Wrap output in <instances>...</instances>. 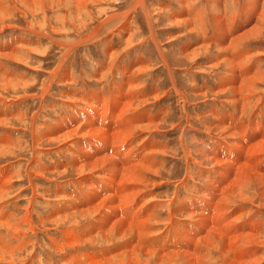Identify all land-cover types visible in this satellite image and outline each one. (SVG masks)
<instances>
[{"label": "bare ground", "instance_id": "obj_1", "mask_svg": "<svg viewBox=\"0 0 264 264\" xmlns=\"http://www.w3.org/2000/svg\"><path fill=\"white\" fill-rule=\"evenodd\" d=\"M176 2H177L178 9H175L176 11L175 14H172L171 9L169 8L171 6H168L167 8V10H170L168 12L170 13L169 21L171 25L173 26L185 25L186 26L185 30H188L190 34L200 33L204 35L205 37V38H200L199 42L195 40L187 39L191 41V43L185 42L183 46L181 47L182 57L186 58L189 55L192 59H196L197 57L200 56V52L203 49L211 48L213 47V45L216 46V49L218 50H217L216 55L212 57L213 60L210 66L219 67L222 64H224L225 69L223 71L224 74L221 77V87L216 88L214 90V95L229 94L227 97V100L229 102H226V103L232 105V108H234L235 112H237L236 114L240 122L239 126L241 127V135L248 137L249 138L248 140L250 141L253 138H257V139L253 141L254 143L252 142L251 146H248V148H246V145H244L245 146L244 147L242 144L240 131L237 133L236 131L237 129L232 128L233 126L231 127V125L228 126L227 124H220L219 122L215 123L214 128H216V133L218 134L224 133L228 138H233L234 143L232 144L234 148L237 150L236 158L242 159V156H243L245 158L244 162L238 166V164H233L232 162L228 160H222L221 158H218L216 156L215 157L211 156L210 154H207L208 155L207 157L202 158V161L206 159L209 160L212 165V168L215 169L219 175V177L217 176L219 178L218 187L214 183L210 182L207 178V175H205V178H207L208 180L207 187L209 189L207 191H209L211 195H213L214 197L220 196L219 203L217 202L218 204H214V207H213V204L207 203V205H209L211 209L212 207L215 209L216 217L207 218L208 216L206 217L203 215L194 214L193 213L194 211L190 212L192 210H189V207H188L189 204L188 202H186L188 200H185V199L190 198L188 197L189 194L186 196L188 198H185V199L183 198L185 201L181 200V198L178 197L177 195L173 201L168 202L169 205H172L173 203V207L168 208L169 215H168V219L166 220V222L173 223L175 218H177V215L183 216L184 214H187L188 219H196V222H198V228L195 227L196 228L195 232L197 233V235H195L194 232L189 233L187 229L186 231H184L185 230L184 229L183 231L185 232V234L183 236H185L188 243H190L188 245L189 250L187 248H184L187 250L185 251L178 250L180 251L178 252L175 249L176 251L166 252L159 248L156 249L155 247L153 248V246H151L152 242H150V240L156 237L154 236V234L156 233L154 230L157 231V228L155 227L156 226L155 221L159 220L157 218L156 212L154 211L153 212L150 211L151 213L145 212L144 213L145 215L143 217L144 219H142L140 222H132V224L129 221L127 222L124 219H119V218L117 219V217L110 218V216L105 212L106 209H111L116 212L118 211L119 208H125L128 205H131L136 200V198H138L139 196L149 197V200L145 204L141 205L142 207L147 205L148 202L153 200L152 198L153 196L151 195V193L149 191L147 193L145 192V190H147L148 188V186L145 185L146 184L145 180L148 184L150 182V180L148 179V177L150 178V175H154V176L159 175L160 170L159 168L157 169L158 167L157 163L160 160L158 161L156 156L160 154H165L167 150L165 149L166 146L163 147L164 149L161 148V151H154V148L152 149L150 148V146H148L146 153H144L143 155L142 153L134 154L136 155V156L133 155L134 157L132 156L128 157L126 154L124 155V154L117 153V151L120 150L121 146L123 147L124 144L128 142L131 143V141H133L132 137L135 135L136 131L140 130L142 132L143 131L149 132L152 129L158 130L157 128L160 127L159 125L162 126V121L166 117L164 114H163V117H157V114L154 115V114H151L150 112L145 113V111L143 110L140 112H137L140 108L139 109L135 108V105L138 101H140L139 104H142V103L147 102L149 99V98L140 99L142 97V94H140L141 88L139 89L138 87L139 84H137L138 80L140 79L139 75L140 76L145 75L146 73L150 71V66L148 65V63L147 62L143 63L142 61H141L142 63L141 62L138 63V60L137 62L135 61L132 62L129 67V73L127 75L129 77L126 76L125 78H123L122 85H124V88H121V86L119 85L120 86L119 90L121 94L118 93L117 91L113 92V90H111V87H110V95L104 94L102 96L103 98L102 100H104L106 104L110 103V105L112 106V110L117 113V119H116L117 126L113 129L112 132H110V130L112 129L108 130L110 133L106 132L102 128H96L95 126L94 127L85 126L83 124L77 125V121H76L73 124L71 123V127L67 128V130L65 127L64 128L62 127L63 125L60 126L56 124L52 128L50 127V129H48V131L50 130V133L49 132H44L43 134L39 133L40 135L38 136L37 132H39V129L37 128V125L35 123L36 118L35 120L33 118L35 124L31 125L29 129H33V133H32L33 134L32 142H34L33 147L35 148V150H39V152L42 151V149L38 148L37 146L40 145L43 141L52 142V143L61 142L63 144V146L61 144L62 146L61 148H64L66 144L69 146L73 145L72 138L74 137L76 138L77 135H79L80 137L82 136L96 137L103 143L107 145L109 144L110 147L113 146L112 151L116 152L111 155L109 151L107 150L104 153H101L100 151V152H95V154L92 155V154H89L87 151L82 150L83 152L82 157L85 159V162L83 161L84 163L79 162L77 160L78 158L76 159L75 156H73L70 159L71 164L74 165L75 167L73 172L76 174L77 177L79 178L81 177L79 180L82 181V191L84 190L83 188L85 185H87L89 187V190L91 191L89 200H87L89 201L87 203L88 207L89 206L91 207L87 208L86 207L87 204L84 207H82L83 202L80 205V207L82 208L75 207V206L71 207V204L69 205L68 203L66 204V206L67 208L70 207L73 212L79 213L80 219L84 220L86 218L88 219L91 217L92 220L88 223L86 222V224H83L80 227L79 225H81L83 222V221L80 222L79 221L80 219L76 218L74 222H67L66 224H69V226H67L61 232V236L58 237L60 239L59 241H62V243H57V240L56 242L54 241L55 248L57 247V250H59L61 253L64 254V251L66 248H75L78 246H83V244L85 243L87 244L92 243L93 245H96V243L103 241L102 243H104L107 246V249L103 248L101 252H97V253H92V252L82 253L81 250H78L81 253H78L77 251L75 252L76 256H73V255L71 256V259H74V257L76 258L77 264H149L150 258L155 259L156 260L155 263L157 262L158 264H172V263L174 264H214L216 262L210 261V256L212 257L214 254H218L221 256L223 264H260L262 261H264V253H262V250H261L262 248H260L261 247L260 244H263L262 247L264 248V240H263L264 219H259L255 221V223H257L255 226L251 224L250 222L251 218L245 219V217L253 213H257V214L260 213V211L254 212L252 209L249 208L253 206V202L255 200L261 202V204L264 203V171L262 172L259 171V168L261 167L260 164L264 161V100H260L256 97L257 100L259 101L257 105H260V107L258 108H259V111H261V115L258 116L257 114L259 112L258 110L254 111V108H255L254 106V108L251 109V113H250V114L252 113L253 114L248 116L251 126L249 125L243 126V124H246V122H244V119H243L244 114L250 111L249 106L255 94L260 95V90H258L257 86L264 83V50L260 47L259 49L256 48L255 50H252L250 49V47H247V45L250 42L258 40L257 38L261 37L262 34H264V0H250L252 9H250L249 6L243 5L242 3L240 4L241 1L239 0L238 7L235 8L237 9V11L228 17L226 16L227 15L226 7H227L228 0H210V4L212 6L217 7V13H215L214 16L208 22L206 20L205 13H203L202 11L204 9L197 8V5H195L192 0H176ZM16 3H19L25 11H22V10L18 11V6ZM99 3H103L104 7L112 4L110 3V0H0V33H2V31L4 32V30L6 29H15V28L18 29L16 26H11L8 23H11L13 21L15 22L16 20L14 19V16L17 14H20L22 18L24 17L26 18L30 16L34 19H38V18L42 19L43 21L42 25L40 24L42 21L41 22H34L32 20L28 21V26H29L28 29L32 30L33 33H39V35L42 34L44 36H47L46 33L37 32L33 28H31L32 25L34 26L36 25V23H39V25H41L42 28H44L45 26L50 27L56 32H59V34L61 35L62 33H64L65 25L87 26V25H91V22L94 23L95 22L94 18L96 17V15H94L95 13L94 8L96 7L94 6ZM201 4H203V2H201ZM138 6H140L142 8V11L145 12L144 16L149 25V29H150L149 38L151 39H148V41L151 40L156 45L155 49L159 52L158 53L159 58L157 57L158 60L156 59L155 60L157 62L159 61L160 63H162L161 69L164 70L166 73L168 74L173 73L174 72L173 68L171 67V64L169 63L166 57L167 56L166 50L168 48H166V46L164 48V46L159 43L161 42L160 39L159 40L154 39L155 38L154 29L156 28L155 26L157 24L155 23L156 20H154L153 16L147 10L146 0H135V4L131 7L132 9H135ZM162 6L163 5L161 4V7ZM90 7H92L91 8L92 10L90 9ZM51 10H54L53 15L49 14ZM101 11H104L105 13H107L110 10L105 8L103 10L101 9ZM239 12H241L244 17L242 20L236 19L237 13ZM84 16L86 17L85 18L86 20H84L82 23L80 22L81 24H79V21H81ZM122 16L123 17L125 16V18H127L126 13L122 14ZM115 18L116 16L114 18L108 17L107 23H109L111 20ZM87 19L89 20L88 23L86 22ZM104 24L105 22L98 25L97 27H94L95 30L93 29V32L91 31L92 33H90L85 38H81V40L82 39L89 40V39L97 38L100 31L103 29ZM120 25H121L120 29L124 30V33H126V26H125L126 23H121ZM205 27L209 28L210 31L213 33L214 36L210 38L213 40H209V41L201 40V39L207 38ZM177 38H182V36H178ZM51 40H52V36H51ZM182 40L184 41V39ZM27 41L24 42L22 45H16V48L15 46L11 45L14 49H11L10 51L6 53L5 52L2 53L3 51L0 53V69L2 70V74L0 73L1 74L0 75L1 84L9 83L11 80H13V79H10V76L14 75L13 74L14 72H12L11 70L10 71L6 70L5 68L6 66L4 64L5 62H15V63L21 62L22 63L23 58L19 60V57H20L19 54L21 52L26 51V52L31 53L36 50L34 48L27 47L29 45ZM212 41L216 43H210ZM2 43L3 41L1 42V45ZM57 45L60 48L66 49V52L63 55L66 58L68 57V55L71 54V52L74 49L78 47V45L67 46V44H64V43L62 44L61 42L57 43ZM110 50L111 49L109 47L106 48L105 50V52H107L106 56L109 58H114L115 52H112ZM240 54H244V57L241 59H236L237 56ZM1 59H3V61L5 62L1 63L2 62ZM64 63L65 62L60 61L59 64L54 68L53 72H50V77L48 78L47 83L41 89V94H42L41 98H43V100L46 95H49L51 93L52 83L59 76V74L65 75L66 71H62V68L65 67ZM248 69L251 71V73L246 76L244 73ZM8 73L11 74L9 78L6 76V74ZM137 73H139V75H137ZM134 74H136V76ZM103 79H104L103 76L99 78V80L101 81ZM170 79L172 80L173 87L178 90V85L176 83V77H174L171 74ZM159 93H160L159 89H157L156 92L152 94L155 96L151 98L160 100ZM199 93L205 97L207 96V94H209V90L203 87L201 88V90H199ZM179 95H181L180 97L183 102V105H182L183 111L184 113H186L187 119L190 120L188 118L189 117L188 111L186 110L188 100L183 94H179ZM86 100L87 99H85V101ZM86 103L87 102H85V105ZM95 103L97 102L95 101ZM96 113L94 115L97 117L98 115H96ZM14 114L15 113H12V114L9 113L8 117H5L3 114H1L2 116L5 117V118H0L1 127H2L3 122L5 123L6 121L11 122L14 119H21L22 114L17 115V116H15L16 114L15 115ZM83 115H84V112H83ZM198 116H201V115H198ZM86 118L87 116L85 117V119ZM202 119L203 118L195 117L194 120L201 121ZM97 120H99V118ZM157 121L159 123H157ZM154 123H157V124H154ZM255 124L262 125L263 133L261 135H258L257 130L254 131V134H255L254 136L249 134V130H252V126H254ZM136 125H139V126L136 127ZM187 125L189 126V129H190L191 125L189 122ZM32 126H34V128H32ZM172 126H175V125H172ZM12 127L13 126H11V128ZM176 127L177 126L173 127L172 129H175ZM12 129L9 128V130H12ZM205 129L207 131L205 133L207 134L213 131L211 130L212 128L210 129V127H205ZM30 134L31 133H29V135ZM7 141H8V137L6 135H3V133L0 134V148H7V145H5ZM205 141L207 142V140ZM9 144H12L11 141ZM75 144L79 146L80 145L79 140H77V143ZM96 144L100 145V143H96ZM131 145L133 146V143ZM132 146H130V151H132ZM185 151H186L185 154L188 157L187 160L189 161V163L193 162L197 164H203V163L196 161V158L193 157L191 154L192 151L191 152L189 150H185ZM37 152L35 154L38 156L39 153L37 154ZM33 154H34V151H33ZM35 154L33 158L34 160L31 162L29 161L31 164V168L34 169L33 172H30L29 176L36 175L38 177H43L44 176L43 173L41 172V170L39 171L38 167L36 166L38 165V160ZM122 156H124L123 159H122ZM130 159L133 163H130ZM44 168L46 169L47 166L44 165ZM61 168H64V167H61ZM261 168H264V167H261ZM101 170L108 171L109 175L111 176L110 179H108L107 183L102 184L104 186L106 184V187H108V191L105 190L106 196L100 195L98 190L95 191L96 189V187L94 186L95 182L93 183V186H94L93 188L89 185V183L87 184V179L90 177V175H94V176L99 175L97 171L100 172ZM5 171L6 170L0 169V172H2L0 178L5 177L3 178L4 182L1 179L2 183L0 185V201H2V199L5 198L7 193H10L8 191L10 190V186L12 185L10 181L8 182V180L11 179V177H8V176H11L10 175L11 172H5ZM10 171H11V168H10ZM52 174H56L58 175V177L61 178L62 176L64 177V175L68 174V172L61 171L59 173L53 172ZM188 174H187V179L194 180L193 174H191L190 172H188ZM156 183L157 185H161L158 182ZM148 185H151V184H148ZM184 186H185V183H184ZM127 189H131V191ZM119 191H120V194H118ZM73 195H75V192ZM150 196L152 197L150 198ZM205 200L206 198L204 199V201ZM235 200L237 201V203H234ZM162 203L163 202L159 201L157 202V205H160L161 208H164L165 206L161 205ZM242 204H245L248 206L247 212ZM78 205L79 204L77 203V206ZM157 205H155L154 207H157ZM200 207L203 208L202 206ZM261 207H264V204L261 205ZM25 210L27 212L25 214L24 219L19 218L15 220L14 219L15 214L13 216L11 215L12 219H10L9 217L10 215H8L9 217L8 220L1 219L2 221H0V226H5L4 228L9 229L11 234L8 233L7 235L10 238L14 236L18 238L17 233L22 232L21 227L23 225L27 226L29 230H32V231L36 228L34 225V221L31 219L30 213H29V211L33 210V204L30 203ZM200 210H202V212L205 214L203 209H200ZM211 211L212 210H210V212ZM0 212H2L1 208H0ZM67 215L66 217L70 216L69 214ZM210 215L212 216L211 213ZM228 215H232V219L228 223L225 224L224 219ZM131 217L134 221L138 220L137 217L135 218V214H132ZM56 220H59V219L57 218ZM66 220H67L66 218L64 219V221L62 220L63 223L59 225L65 224ZM71 220L73 221V219ZM95 221L99 222L100 224L99 227L94 225ZM54 222L57 223L56 221H53V223ZM187 222L188 220L184 222L183 224L181 223L182 224L181 226L184 225L185 227ZM237 224H240V225L237 226ZM193 225L195 226V224ZM245 225H246V228L244 229V232L238 233V234L236 233L234 235L232 234L233 231L238 232L240 229H243L242 226H245ZM252 227H255V228H252ZM177 231L178 230L173 231V232H177ZM85 235H87V237H84ZM90 236L95 237V238L93 240H89ZM160 236L162 237L163 235H160ZM160 236H157V237H160ZM171 236H172V232H171ZM2 237H3L2 234H0V256L4 258L5 257L11 258L12 260L14 256L13 254L15 253L17 249L14 247H10L8 244L6 246V243L5 244L3 243L4 240L2 239ZM112 237L115 238V241L112 240ZM184 239L182 238V240ZM186 239H185V243L182 242L181 240V242H179L180 245L181 243H184L186 245L187 243ZM190 245H192L193 248L196 247L195 250H193V248L191 250ZM18 249H20V246ZM84 254H86V257H87L86 262L82 261V256ZM83 258L85 257L83 256ZM64 260L70 261L66 257L64 258Z\"/></svg>", "mask_w": 264, "mask_h": 264}, {"label": "rangeland", "instance_id": "obj_2", "mask_svg": "<svg viewBox=\"0 0 264 264\" xmlns=\"http://www.w3.org/2000/svg\"><path fill=\"white\" fill-rule=\"evenodd\" d=\"M192 1L195 5H197L198 3L201 4V2H203V6L201 8L204 9L202 11L203 13H205L207 22L214 16L215 13H217V7L212 6L211 4H206L207 0H192ZM208 1L210 2V0ZM146 2H147V10L153 16L154 20H156L155 23L157 24L155 26L156 28L154 29L155 31L154 39H158V40L160 39L161 42L159 43L162 44L164 48L165 46L166 48H168L166 50V55H167L166 57L169 63L171 64V67L173 68V71H174L173 73H170V74L166 73L164 70L161 69L162 63H160L159 61L158 62L156 61L159 58L158 57L159 52L155 49L156 45L151 40L148 41V39H151V38H149L150 29H149L148 22L146 21V18L144 16L145 12L142 11V8L140 6L136 7L135 9H132L131 7L135 4V0H110V3L112 4L107 5L106 7H104L103 3H99L94 6L96 7L94 8L95 9L94 15H96V17L94 18V21H95L94 23L91 22V25H87V26L65 25V27L67 28L64 27V33H62L61 35L59 34V32H56L50 27L45 26L44 28H42L41 25L43 21L41 18L34 19L30 16L26 18L25 17L22 18L20 14H17L14 16V19L16 20L15 22L13 21L11 23H8L11 26H16L18 29L16 28L6 29L4 30V32L2 31V33H0V41L1 42L3 41L2 45L0 42V53L2 51H3L2 53L4 52L6 53L10 51L11 49H14L12 46H15L16 48V45H22L27 40H29L27 41L29 43L27 47L36 49L34 52H31V53L26 52V51L21 52L19 54L20 56L19 60L23 58L22 63L21 62L19 63L5 62L3 61V59H1L2 61L1 63L5 62L4 64L6 66L5 67L6 70H9V71L11 70L12 72H14L13 73L14 75H11L9 73L6 74L8 78L11 75L10 79H13L9 83L1 84L0 82V118L8 117L9 113L11 114L15 113L16 114V115L14 114L15 116L22 114V117L21 119H14L11 122H8V121H6L5 123L3 122L2 127L0 125V134L3 133V135H6L8 137V141L5 144L7 145V148H0V169L11 172L10 173L11 176H8V177H11V179H9L8 182L10 181L12 183V185L10 186V190L8 191L10 193H7L5 198L2 199V201H0V206H1L0 208L2 209V212H0L1 214L0 221L8 220L9 217L10 219H12V216L14 214H15V218H14L15 220L19 218L24 219L25 214L27 212L25 209L28 207L30 203H32L33 210L29 211V213H30L31 219L34 221V225L36 228L32 231V230H29L27 226L23 225L21 227L22 232L17 233L18 238L15 236L10 238L7 235L8 233L11 234L9 229L4 228L5 226H0V234H2L3 236L2 239L4 240L3 243L4 244L6 243V246L8 244L10 247H14L17 249L15 253L13 254L14 256L12 260L11 258H7V257L4 258L0 256V264H40V263L41 264H68V263L77 264V260L75 257H74L75 261H67V260H64V258L66 257L67 259H69V256H70V259H71L72 255L76 256L75 252H77L78 250H81L82 253H88V252L97 253V252H101L103 248L107 249V246L104 243H102L103 241L96 243V245H93L92 243L90 244L85 243L83 244V246H78L75 248H66L64 251V254L61 253L59 250H57V247L55 248L54 241L56 242L57 240V243H62V241H59L60 239L58 237H60L61 232L67 226H69V224H66V223L74 222L76 218L80 219L79 213L73 212L70 207L67 208L66 204H67V200H70V202L75 203L73 199L75 200L76 197L73 195V193H74V190H77V191L79 190V185L82 183V181L78 180L79 177H77L73 173V171L68 173L67 175H64V177L62 176L61 178L58 177L56 174H52V173L53 172L59 173L61 171H67L68 169L71 170L73 168L70 166V164H68L65 161L72 158V151L70 150V147H72L73 149L78 148V145H76L75 143H77V140H79L78 138H80V136L77 135L76 138L75 137L72 138L73 145H71L69 148L67 146H65L64 148H61L63 146L61 142L52 143V142L43 141L40 145L37 146L38 148L42 149V151L39 152V150H35V148L33 147V143H34L32 142L33 141L32 139L33 129H29V128L31 127V125H34L36 123L37 128L39 129V132H37V135L39 136L40 134H43L44 132H46L45 130L48 126L56 125L55 121H57L59 117L61 118L62 116H65V115H71V113L76 110L77 108L76 102L79 101L78 98H80V96H78V98L77 97L75 98L74 95H72V91H71L72 89L78 88L77 91L84 93V97L87 94L91 93L93 90H98V88L101 86H105V89H106L105 91L108 90L107 92L108 95H110V87H111V90L115 92L114 87H112V85L117 84L118 82H121V83L123 82L122 76L123 78L126 77L125 69H126V72L129 73L128 71L129 68L127 69L128 63L131 61L134 55L137 54L138 52H143L142 55L146 56V58L148 59L147 63L150 66V71L146 73L145 75H142L143 77H146V78L149 77L148 81L146 82V84L148 85L146 90L149 93V96L147 98L149 99L147 102L142 103V104H139L140 101H138L135 105V108L142 109L141 108L142 106H144L145 108L152 107L151 109L153 110L152 111L153 113L159 111V113H164V115L166 116L162 121V126L159 125L160 127L157 128L163 132L156 134L155 131L157 130H153V129L150 130L149 132L148 131L142 132L139 130V131H136L134 135L135 138H134L133 146L130 145V142H129V146H132V149L137 154H140L139 151L141 150L142 147H144V141L148 139L149 136H151L152 134L153 136L157 137L160 142H164V146H166L165 149H167L165 154H160L158 156L155 155L158 161L160 160L157 163L158 164L157 169L159 168L160 170L159 175H155V176L150 175V178L148 177V179L150 180L148 184H151V185H148L145 180V183H146L145 185L148 186L145 192L147 193L149 191L151 193V195L153 196V197L150 196V198L151 197L153 198L152 201L163 202L161 205L165 206V207L163 206L164 208H161L160 205H157V207H153L151 209L152 212L154 211L157 213V218L159 220L155 221L156 222L155 227L157 228V231L154 230L156 232L154 236L156 237L150 240V242H152L151 246H153V248L154 247L156 249L159 248L166 252L167 251L173 252L176 250L178 251L180 250V246H183V244L185 243V242L181 243L180 245L179 242H181L182 236L179 237L178 235L175 234L176 232H173V231H176V228L174 229L173 224L177 221V222H180V225H182L184 222L188 220V216L187 214H184L183 216L177 215V218H175L173 223L166 222V220L168 219V215H169L168 208L173 207V203L172 205H169L168 202L173 201L178 194L183 199V196H185V193L187 190L183 188H179V186L182 184L184 185V183H185V186H187V182L189 183V185H192L194 182H197L196 184H203L204 179H205L208 185V180L207 178H205V176L204 178L197 177L198 176L197 173L196 174L192 173V168H194V166L196 165H197L196 170L197 168L203 167V166L212 167L209 160L206 159L202 161V158L207 157L208 156L207 154H210L211 156L213 155L210 152H207V151H204L198 148L199 147L198 145H200L201 147L204 146L203 144H200L201 142L199 141V139H202L203 137H205L204 135L200 134L205 131V129H203V123H200V121H198L197 123L191 122L192 127H195V129L194 128L188 129L189 126L187 124L188 122L190 123V121L192 120L191 115L199 113L198 108H200V110L202 108L203 109L205 108L206 101L208 102V105H210L211 103H213V99H215L216 102L224 103V108L226 109L230 108L228 103H226V102H229L227 100V97L229 94L214 95V91H213L212 93L209 92V94H207V96L204 97L201 94H196V91H195V88L197 89L198 85L202 86L203 84H206L207 86L210 87V89L207 88V90L212 91L213 87L215 86L214 76H217L216 74L219 73L221 75L220 76V79H221L222 75L224 74L223 71L225 69L224 68L225 66L224 64H222L219 67H212L210 66L211 63H208L209 59L205 58V57H209V55H206V54H209L210 52L217 53L218 49H215V47L203 49L200 52V56L197 57L196 59H192L189 55L186 58L182 57V52H181L182 49H180L179 47L183 45L182 42L185 43L186 40L189 38L192 40L198 41L200 38L198 37L199 34L197 33L190 34L188 30H185L186 28L185 25H178V26L171 25L169 21L170 13L168 12L170 10H166V9L168 8V6H171L172 8H174L172 6L173 4L176 7L174 9H178L176 0H173V2L172 0H146ZM160 3L164 5L161 7ZM229 3L234 4V2L231 0H228L227 7H226L227 17L230 16L231 14H234L237 11L236 10L235 12L230 13V10L228 7ZM16 4L18 6V11H21V10L25 11L19 3H16ZM237 7H238V4H237ZM91 8L92 7H90V9ZM105 8L109 9L110 11L107 13H105L104 11H101V9L103 10ZM213 9L215 10L213 11ZM53 12L54 10H51L49 14L53 15ZM124 13L127 14V18H125V16L124 17L122 16V14ZM107 16L113 17V18L116 16V18L111 20L109 23H107V19H108ZM85 18L86 17L84 16L82 20L79 21V24H81L84 20H86ZM29 20H32L34 22L42 21L40 23L41 25H39V23H36L37 26L32 25L31 28H33L37 32H44L46 33L47 36H44L42 34L39 35V33H33L32 30H29L28 29ZM88 21L89 20L87 19L86 22L88 23ZM104 22H105L104 27L100 31L97 38L89 39V40L88 39L81 40V38H85L90 33H92L93 29L95 30L94 27H97L98 25ZM121 23H126L125 25L126 33H124V30L120 29ZM205 30H206V35H208L210 33V29L205 27ZM51 36H52L53 42L51 40ZM178 36H182V38H177ZM182 39H184V41ZM257 39L258 40L256 41L250 42L247 45V47H250V49L252 50H255L256 48L259 49L260 47L259 45L264 47V34H262V36ZM59 42H61L62 44L63 43L67 44V46L78 45V47L74 49L71 52V54L68 55V57L66 58L63 56L64 53L66 52V49L60 48L57 45V43ZM111 43L114 49H112ZM108 47L111 49L110 51L115 52L114 58H109L106 56L107 52H105V50ZM103 55H104V59H103ZM243 57H244V54H240L237 56L236 59H241ZM144 58L145 57L139 58L140 61L138 60V63H140L141 61L143 63H146ZM95 60L96 62L98 60H101L99 63H97L98 67L95 66ZM60 61L65 62L64 63L65 67L62 68V71H66L65 75L59 74V76L52 83L51 93L49 95H46L43 100V98H41V95H42L41 89L47 83L48 78L50 77V72H53L54 68L59 64ZM188 70L190 72H186ZM0 73L2 74L1 69H0ZM250 73L251 71L248 69L245 71L244 74L247 76ZM171 74L174 77H176V83L178 85V90L173 87L172 80L170 79ZM134 75L136 76V74ZM137 75H139V73H137ZM101 76L104 77L102 81L99 80ZM142 76L139 75L140 79L138 80L137 84H139L138 85L139 89L141 88L140 89V93L142 94L141 98L146 99V95L144 94L145 93V88H144L145 83H144V79ZM191 78H193L196 82L193 83L192 81H190ZM121 83L119 85L122 88L123 86L121 85ZM157 83H158V88L156 86ZM120 86H118V88H120ZM257 88L258 90H260V95L255 94L249 106L250 111L244 114V118H243L244 122H246V120L249 121L248 116L253 114V113L252 114L250 113H251V109H253L254 106H255L254 111L256 110L259 111L258 107H260V105H257L259 103L257 98L260 100H264V83L257 86ZM157 89H159V92H160L159 93L160 100L151 98L155 96V95H152L153 90L156 92ZM179 94H183L187 98L188 103L192 104L191 106L187 104V108H186L189 114L188 118L190 120L187 119V115L183 111V107H182L183 102L180 97L181 95ZM63 101L65 103L67 102L69 103L73 102V103H71L69 105V108L66 109L67 107L65 104L62 103ZM71 106H73V109L71 108ZM203 112H207V111H203ZM236 113L237 112H235V115L237 116ZM1 114H3L5 117L2 116ZM202 114H200L201 116L197 115L195 117L201 118ZM33 118L34 120L36 118L35 123H34ZM205 118L212 119V117H210L209 115H205ZM112 121L113 123H115L114 118H112ZM44 122L46 124H44ZM157 123L159 122L157 121ZM157 123H154V124H157ZM172 124L177 126L176 127L177 129H175L174 131L173 129L171 130V128L175 127V126H172ZM206 125H207L206 127H210V123H206ZM11 126H13L12 127L13 129L11 128ZM259 126H260L259 124H255L254 126H252V131L254 132L258 129L259 131L261 130V134H262L263 128L261 126H260L261 128H256ZM214 127H215V124H214ZM9 128L12 130H9ZM32 128H34V126H32ZM29 133L31 134L29 135ZM196 133H197V136H195ZM192 134L195 137V139L194 137L191 136ZM212 134L213 135L216 134L217 137H222L220 140L221 142L225 140L231 144L234 143L233 138H228L224 133L223 134L222 133L220 134L212 133ZM225 136H226V139L228 140L226 139L223 140V137ZM190 137H191V140H190ZM206 137H209V136H206ZM256 139L257 138H253L250 141V143L246 146V148H248V146H251L252 142L255 141ZM82 140L88 141V140H91V138L85 137V138H82ZM10 141L12 144H9ZM107 148L108 147H106L104 143H100V145L95 150V152L101 151V153H104L105 151H107ZM150 148L152 149L154 148V151H161V149H157L156 147L150 146ZM184 149L189 150L190 152L192 151L191 154L193 157L196 158V161L203 163V164H197L193 162L189 163V161L187 160L188 157L185 154L186 151ZM33 151H34V154L37 151H38L37 154L39 153L38 156L35 154L38 160V165L36 166L38 167L39 171L41 170V172L43 173L45 177L44 176L38 177L36 175H31L32 177L29 176L30 172L34 171V169L31 168V164H30V162L34 160ZM118 151L117 153L119 154L121 152L124 153V151L121 148ZM74 152H75V149H74ZM123 158L124 156H122V159ZM54 161L57 162V165H54ZM130 163H133V162L130 160ZM44 165L47 166L46 169L44 168ZM61 167H64V168H61ZM10 168H11V171H10ZM97 172L101 176L103 175L107 176V173H104L105 171H102V172L97 171ZM188 172L193 174L194 179H195L194 182H189L191 181V179L187 181L188 179L185 177V174L187 176ZM101 176L98 177V175H95L96 178H102ZM3 178L5 177L0 178V185L2 181L4 182ZM183 181L185 182L183 183ZM156 182L160 183L161 185H157ZM61 186L65 190V194L62 193ZM58 187L60 189H58ZM95 187L101 195L106 196L105 190L108 191V187H106V184L105 186L95 184ZM84 189L85 191L89 192V187L87 185L84 186ZM192 189H188V191H193ZM127 190L131 191V189H127ZM70 192H72V197L70 195ZM104 192H105V195H104ZM194 193L196 192L194 191ZM85 200L87 199H83L82 201L85 202ZM148 200H149V197H142L141 199L142 205L145 204ZM234 203H237V201L235 200ZM263 204L264 203L261 204V202L255 200L253 202V206L249 208L252 209L254 212L260 211V213L258 214L253 213L245 217V219L251 218L253 221L264 219V207H261V205ZM242 205L246 209V212H247L248 206L245 204H242ZM146 207L151 208V205H148ZM6 210L9 212H7ZM105 212L110 216V218L117 217V219L118 218L124 219L127 222L129 221L132 224V222H140L142 219H144L143 218L145 215L144 213L149 212V211L147 210L142 211L139 209L134 210L133 208L131 209L129 208V206H127L125 208H119L118 211L116 212L111 209H106ZM67 214L69 215L71 214V215L69 217H66ZM132 214H135V218L137 217L138 220L134 221L131 217ZM8 215L10 216L8 217ZM57 218L59 220H56ZM65 218L67 219L65 221V224L59 225L63 223ZM71 219H73V221ZM91 220H92L91 217L88 219L86 218L84 220L80 219L79 221L80 222L83 221V222L81 225H79V227L82 226L83 224H86V222L87 223L90 222ZM53 221H56L57 223L55 222L53 223ZM171 232H172V236H171ZM242 232H244V229H240L238 232L233 231L232 234L234 235L236 233L238 234ZM194 233L195 235H197L195 231ZM160 235H163V236L161 237ZM157 236H160V237H157ZM84 237H87V235H85ZM90 237H89V240H93L95 238V237H91L90 239ZM172 237L176 239L174 240ZM158 239L161 240L159 245L157 242ZM112 240L115 241V238L112 237ZM263 240H264V237H263ZM18 241H20L21 243ZM186 242H187L186 245L188 246L189 243L188 241ZM19 246H20V249H18ZM260 246H261L260 248H262L261 249L262 253H264L263 252L264 248L262 247L263 244H260ZM78 253H81V252L78 251ZM83 256L85 258H83ZM83 256H82V261L86 262L87 260L86 254H84ZM155 261H156L155 259L150 258L149 264H158L157 262L155 263ZM210 261L216 262L214 264H221V263L223 264L222 258L218 254H214L212 257L210 256ZM263 263L264 261H262L260 264H263Z\"/></svg>", "mask_w": 264, "mask_h": 264}, {"label": "crops", "instance_id": "obj_3", "mask_svg": "<svg viewBox=\"0 0 264 264\" xmlns=\"http://www.w3.org/2000/svg\"><path fill=\"white\" fill-rule=\"evenodd\" d=\"M234 1V4H232V3H229V5H228V7H229V10H230V13L231 12H235L237 9H235L236 7H237V4H238V2H239V0L238 1H236V0H233ZM166 3V2H165ZM168 3H170V2H168ZM243 4V5H246V6H249L250 7V9H252V6H251V2H250V0H242L241 2H240V4ZM162 3H160V5H161ZM206 4H210V2L209 1H207V3ZM158 5V4H157ZM162 5H164V4H162ZM172 5V4H171ZM203 6V4H197V8H201ZM173 7L175 8V5L173 4ZM170 9H171V12H172V14H175L176 13V11H175V9H173L172 7H169ZM164 9V8H163ZM166 9V8H165ZM167 10V9H166ZM215 9H213V11H214ZM213 11H212V13H213ZM224 18H226V17H224ZM244 17H243V15H242V13L241 12H239V13H237V18L236 19H239V20H242ZM214 35H213V33L210 31V33L207 35V39H201L202 41L203 40H206V41H209V40H213V39H210L211 37H213ZM198 37L199 38H205L204 37V35H201L200 33H199V35H198ZM190 39V38H189ZM190 40H192V39H190ZM200 41V39L198 40V42ZM186 42H190L191 43V41H186ZM210 43H216V42H210ZM182 44H184L183 42H182ZM181 44V45H182ZM183 46V45H182ZM182 46H179L180 47V49H181V47ZM260 46V48H262L263 50H264V47H262L261 45H259ZM111 47H112V49H114V47L112 46V43H111ZM213 47H215V49H216V46L215 45H213ZM141 48V47H140ZM140 55H139V54ZM137 54H135L134 55V57L131 59V61L128 63V66H127V69L130 67V65H131V63L132 62H134V61H137V60H139V58H142V57H145L144 58V60L147 62L148 61V59L146 58V56L144 55H142V53L143 52H138ZM206 55H209V57H205V58H208L209 59V62L208 63H211L212 61V59H211V57H214L215 55H216V53H209V54H206ZM217 56H218V54H217ZM230 56H231V54H230ZM103 59H104V55H103ZM102 60V59H101ZM101 60H98L97 62H96V60H95V66H97L98 67V65H97V63H99ZM210 68V67H209ZM211 69V68H210ZM129 71V70H128ZM186 72H190L189 70L188 71H186ZM120 75V74H119ZM128 75V73L126 72V69H125V76H127ZM191 75H193V74H191ZM209 75H211V74H209ZM217 76H214V78H215V86L213 87V90L212 91H209V92H213L216 88H220L221 87V79H220V74L218 73V74H216ZM219 76V77H218ZM143 77V76H142ZM122 79H123V76H122ZM143 79H144V83H145V94H146V98L149 96V93L147 92V90H146V88L148 87V85L146 84V82L148 81V79H149V77H143ZM190 81H193L194 83L196 82L193 78H191L190 79ZM121 82H118L117 84H113V87H114V90L115 91H117L118 93H120L121 94V92H120V90H119V88H118V86H119V84H120ZM191 84V83H190ZM121 85H122V83H121ZM192 85V84H191ZM123 87L122 88H124V85H122ZM156 86H157V88H158V83L156 84ZM104 87V88H103ZM202 87H204V88H208V89H210V87L209 86H207L206 84H203L202 86H199L198 85V88L196 89L195 88V91H196V94H200V93H198L199 92V90L202 88ZM100 88H102V89H100ZM78 89V88H77ZM77 89H72L71 91H72V95H74V97L76 98H78V96H80V98H78L79 99V101H77L76 103H77V108H76V110L75 111H73L72 112V114L71 115H65V116H62L61 118L59 117L58 119H57V121H55L56 123L55 124H57V125H60V126H62L63 128L65 127L66 128V130H67V128H69V127H71V123L73 124L74 122H76L77 121V125H80V124H83V125H85V126H95L96 128H102L103 130H105L106 132H109L108 130H110V129H112V130H110V132H112L113 131V129L117 126V113L115 112V111H113L112 110V106L110 105V103H105L104 102V100H102L103 98H102V96L104 95V94H107V92H108V90L107 91H105L106 89H105V86H101V87H99L98 88V90L96 91V90H93L91 93H89V94H87L85 97H84V93H82V92H80V91H77ZM156 89V88H155ZM154 89V90H155ZM83 90H84V88H83ZM153 90V93L155 92ZM150 91V90H149ZM101 94V95H100ZM141 94V93H140ZM93 96V97H92ZM96 96V97H95ZM90 98V99H89ZM101 98V99H100ZM85 99H87L86 100V102L89 104H87L86 103V105H85ZM95 99V100H94ZM140 99H142V98H140ZM94 100V101H93ZM139 100V99H138ZM95 101L97 102V103H95ZM103 101V102H102ZM84 102V103H83ZM63 104H65L66 105V109H68L69 108V105L71 104V103H73V102H71V103H69V102H67V103H65L64 101L62 102ZM96 105H97V107H96ZM99 105V106H98ZM101 105V106H100ZM188 105L189 106H191L192 104H189L188 103ZM204 105V104H203ZM229 106H230V108H224V103H220V102H216L215 101V99H213V103H211L210 105H208V102L206 101V104H205V108L203 109H201L200 110V108H198V110H199V113L198 114H194V115H191V117H192V120L190 121V125H191V128H194L195 129V127H192V124H191V122H195V123H197L198 121L197 120H194L195 119V116H197V115H200V114H202V113H204V115H202V117L201 118H203L201 121H200V123H203V129H205V127L207 126L206 125V123H210V128H212V132L211 133H209V134H207V133H205V131H206V129H205V131L204 132H202V133H200L201 135H204L205 136V138L203 137L202 139H199V141L201 142L200 144H203L204 146L203 147H201L200 145H198L199 147V149H202V150H204V151H207V152H210L213 156H216V157H218V158H221L222 160H228V161H230V162H232L233 164H238V166L239 165H241L243 162H244V157L242 156V159H238V158H236L237 157V155H236V152H237V150L234 148V146H233V144H231V143H229V142H227V141H225L224 139H226V137H223V140L224 141H220L221 140V138L222 137H217L216 136V134L215 135H213L212 133H216V132H214V131H216V128H214V124L217 122H219L220 124H227L228 126H230L231 125V127L232 128H234V129H237L236 131H237V133L240 131V136H241V141H242V144H244V145H248L250 142V140H248L249 138L248 137H245L244 135H241V127L239 126V124H240V122H239V118H237V116H235V110H234V108H232V105H230V104H228ZM82 106V107H81ZM90 106V107H89ZM109 106V107H108ZM85 107V108H84ZM144 106H142L141 108L142 109H140V110H138L137 112H140V111H145V113L147 112H150L151 114H154L155 115V113L157 114V117H163V114L164 113H159V111H157V112H152L153 110L151 109L152 107H144ZM71 108H73V106H71ZM81 108V109H80ZM90 108V109H89ZM93 108V109H92ZM99 108H101V109H99ZM110 110V111H109ZM101 111H102V113H101ZM106 113H105V112ZM203 111H207V112H203ZM83 112H84V115H83ZM97 112V113H96ZM104 112V113H103ZM77 113H78V115H77ZM91 113V114H90ZM96 113V115H98L97 117L94 115ZM149 113V114H150ZM83 116H82V115ZM103 114H104V116H103ZM216 114V115H215ZM258 116H260L261 115V112L259 111L258 113ZM205 115H209L210 117H212V119L211 118H205ZM67 116V117H66ZM79 116V117H78ZM87 116V118L85 119V117ZM104 118H103V117ZM219 117V118H218ZM99 118V120H97ZM112 118H114L115 119V123H113V122H111L112 121ZM104 119V120H103ZM215 119V120H214ZM60 120V121H59ZM68 120H70V121H68ZM74 120V121H73ZM79 120V121H78ZM87 120V121H86ZM233 121V122H232ZM83 122V123H82ZM87 122V123H86ZM102 122V123H101ZM247 122H249V121H247L246 120V124H243V126L244 125H249V126H251V123L249 124V123H247ZM85 123V124H84ZM44 124H46L45 122H44ZM65 124V125H64ZM87 124V125H86ZM113 126H112V125ZM115 124V125H114ZM204 124H205V126H204ZM238 124V125H237ZM100 125V126H99ZM173 125V124H172ZM136 126H139V125H136ZM237 126H238V128H237ZM261 127H262V125H260ZM256 127V128H261V127ZM49 127V128H48ZM47 128H46V132H49L50 133V130L48 131V129H50V127L52 128L53 126H48ZM240 128V129H239ZM263 128V127H262ZM175 129H177V128H175ZM175 129H173V131L175 130ZM188 129H189V127H188ZM171 130H172V128H171ZM44 131V130H43ZM109 132V133H110ZM156 132V134H159V133H161V132H163V131H161V130H157V131H155ZM257 133H258V135H260L261 134V130L259 131L258 129H257ZM262 133H263V130H262ZM194 134V133H193ZM193 134L191 135L192 137H194L193 136ZM200 134H198V135H200ZM249 134L250 135H252V136H254L255 134H254V132L252 131V130H249ZM195 136H197V133L195 134ZM206 136H209V137H206ZM91 138V140H82V138ZM94 138V139H93ZM134 136L132 137V139H133V141H131V143H130V145L134 142ZM160 138H162V137H160ZM191 138V137H190ZM82 141H81V140ZM80 139H79V143H80V147L78 146V148H74L75 149V152H73L74 151V149L72 148V147H70L69 145H65V146H67L68 148L70 147V150L72 151V157L73 156H75V158L79 161V162H81V163H84L85 162V159L82 157V154H83V152H82V150L84 151H87L89 154H95V149L99 146V144L97 145L96 143H103L102 141H100L99 139H97L96 137H91V136H82V137H80ZM194 139H195V137H194ZM97 140H99V141H97ZM148 140V141H147ZM205 140H207V142L205 141ZM226 140H228V139H226ZM87 142V143H86ZM215 143V144H214ZM254 143V142H253ZM83 144H84V146H83ZM92 144V145H91ZM105 144V143H104ZM147 144H149V146H152V147H156L157 149H161V148H163V146H164V142H160L159 140H158V138L157 137H155V136H153L152 134H151V136H149V138L148 139H146L145 141H144V147H142L141 148V150L142 151H139L140 152V154L142 153V155L144 154V153H146V151H147V148H148V145ZM77 145V144H76ZM109 145V144H108ZM107 144H105V146L106 147H108L107 148V150L109 151V153L112 155L113 153H114V151H112L113 150V146H111L110 147V145L108 146ZM127 145V146H126ZM64 146V147H65ZM94 146H95V148H94ZM214 147V148H213ZM227 147V148H226ZM230 147V148H229ZM72 148V149H71ZM81 148V149H80ZM110 148V149H109ZM112 148V149H111ZM121 148H122V150L124 151V153L123 152H121L120 154H126L127 156H132V157H134V156H136V155H134V154H137L133 149H132V151H130V146H129V142L128 143H126V144H124L123 145V147L121 146ZM124 148V149H123ZM216 148V149H215ZM78 149V150H77ZM231 149V150H230ZM94 150V151H93ZM129 150V151H128ZM77 151V152H76ZM129 152V153H128ZM128 153V154H127ZM203 153V152H202ZM230 153V154H229ZM77 154V155H76ZM134 155V156H133ZM231 155H233V156H231ZM131 160V159H130ZM240 160V161H239ZM84 161V162H83ZM65 162H67L68 164H70V166L71 167H73L71 170L70 169H68L66 172H68V173H70V172H72V171H74V169H75V167H74V165H72L71 164V162H70V159L69 160H66ZM263 163H264V161L260 164V166L261 167H264V165H263ZM51 165H53V164H51ZM54 165H57V162L56 161H54ZM259 168V171L260 172H262V171H264V168ZM209 170V171H208ZM102 171H105L104 173H107V177L106 176H101L100 174L98 175L99 177L101 176L102 178H96L94 175H90V177L87 179V184L89 183V185L93 188L94 186H95V183H97V184H99V185H102V184H104V183H107V181H108V179H110V175H109V173H108V171H106V170H101V172ZM210 171H212V172H210ZM5 172H8L7 170L5 171ZM192 172H193V174H198V176L197 177H203L204 178V176L205 175H207V178H208V180L210 181V182H212V183H214L217 187L219 186V175H218V172L215 170V169H213L211 166H203V167H199V168H197V170H196V166H194V168H192ZM74 173V172H73ZM1 174H2V172H0V176H1ZM75 174V173H74ZM204 174V175H203ZM67 175V174H66ZM76 175V174H75ZM215 176V177H213V176ZM58 176V175H57ZM109 176V177H108ZM218 176V177H217ZM105 179H104V178ZM185 177L187 178V176H186V174H185ZM81 178V177H80ZM79 178V179H80ZM196 178V177H195ZM78 179V180H79ZM95 180H97V181H95ZM186 180V179H185ZM190 179H188L187 181H189ZM195 180V179H194ZM194 180H191V181H189V182H194ZM95 182V183H94ZM100 182V183H99ZM102 182V183H101ZM185 181H183V183H184ZM93 183H94V186H93ZM197 182H194L192 185H189V183L187 182V186H184V185H180L179 186V188H183V189H185V190H187L186 191V193H185V196H183V198L185 199V198H188V197H190V198H188V199H185V200H188V201H186V202H188V207H189V210H192V211H190V212H193L194 214H196V215H203V216H208L207 218H215L216 216H215V213H216V211H215V209L213 208L214 207V204H218L219 203V201H220V196H217V197H214L213 195H211V193L209 192V191H207L209 188L207 187V181L204 179V183L203 184H196ZM182 184V183H181ZM61 188H62V186H61ZM81 188V189H80ZM193 188V189H192ZM58 189H60V188H58ZM84 189V188H83ZM188 189H192L193 191H188ZM97 189H95V191H96ZM61 191H62V193H64L65 194V190L62 188L61 189ZM194 191L197 193H194ZM199 191V192H198ZM66 192H67V190H66ZM75 192V197L76 196H78V197H76L75 198V200L73 199V201H75V203H73V202H70V200H68L67 201V203L70 205L71 204V207L73 206H75V207H80V205H81V203L83 202V206L82 207H84L89 201H87V200H89V197H90V195H91V191L89 190V192L88 191H85V189L82 191V183L79 185V190L77 191V190H75L74 191ZM77 192V193H76ZM71 194H72V192H70ZM79 193V194H78ZM191 193H193V194H191ZM70 194V195H71ZM74 194V193H73ZM116 194H117V192H116ZM118 194H120V191L118 192ZM189 194V195H188ZM82 195V196H81ZM85 195V196H84ZM101 195V194H100ZM104 195H105V192H104ZM188 195V197H186ZM82 198H81V197ZM206 196V197H205ZM210 198H208V197ZM72 197V196H71ZM84 197V198H83ZM178 197H180L181 198V196H179V194H178ZM213 197V198H212ZM219 197V198H218ZM206 198V200L204 201V199ZM83 199H87V200H85V202L84 201H82ZM141 199H142V197L140 196V197H138V198H136V200L131 204V205H128L129 206V208H134V209H139V210H147V211H151V209L155 206V205H157V202H155V201H150V202H148L147 203V205H145V206H141L142 205V202H141ZM184 199H182L181 198V200H184ZM191 199V200H190ZM201 199V200H200ZM184 200V201H185ZM190 200V201H189ZM216 200V201H215ZM218 200V201H217ZM197 201V202H196ZM190 202V203H189ZM218 202V203H217ZM77 203L79 204L78 206H77ZM85 203V204H84ZM207 203H210V204H213V207H212V209L209 207V205H207ZM148 205H151V208H149V207H146V206H148ZM202 206L203 208H201L200 206ZM197 206V207H196ZM204 206H205V208H204ZM82 207H80V208H82ZM86 207L88 208V204L86 205ZM89 207H91V206H89ZM197 209V210H196ZM200 209H203V211L205 212V214L202 212V210H200ZM206 209H207V211H206ZM198 211V212H196V211ZM210 210H212L211 212H210ZM152 212V211H151ZM150 212V213H151ZM209 213V214H208ZM210 213L212 214V216L210 215ZM214 215V216H213ZM232 219V215H228V216H226L225 217V219H224V221H225V224L226 223H228L230 220ZM193 223H192V222ZM251 224L253 225V226H255L257 223H255V221H253L252 219H251ZM254 223V224H253ZM193 224H195V226L193 225ZM94 225L95 226H98L99 227V222H97V221H95L94 222ZM240 224H237V226H239ZM173 227L174 228H176V230H178L175 234L176 235H178V236H183L184 234H185V232L184 231H186V229L189 231V233L190 232H194L195 231V227H197L198 228V222H196V219H188V222H187V224L185 225V227H184V225L183 226H181L180 225V222H177L176 221V223H174L173 224ZM189 227V228H188ZM178 228V229H177ZM242 228L243 229H245L246 228V225L245 226H242ZM252 228H255V227H252ZM185 229V230H184ZM184 230V231H183ZM193 230V231H192ZM181 234V235H180ZM183 239L185 238V236H183L182 237ZM186 239V238H185ZM185 239L183 240V242H185ZM186 241H187V239H186ZM157 242H158V245L160 244V242H161V240H157ZM190 244V243H189ZM188 244V245H189ZM181 248H180V251L182 250V251H185V250H187L188 249V247L189 246H185V245H183V246H180ZM183 247V248H182ZM184 248H187V249H184ZM190 248H191V250H192V245H190ZM189 250V249H188ZM193 250H195V248H193ZM69 260L70 261H75L74 259H70V256H69Z\"/></svg>", "mask_w": 264, "mask_h": 264}]
</instances>
